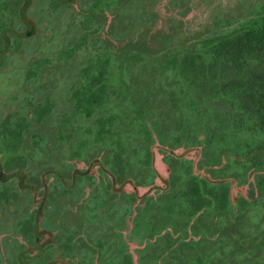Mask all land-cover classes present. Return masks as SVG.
<instances>
[{"label":"flooded vegetation","instance_id":"af4514ba","mask_svg":"<svg viewBox=\"0 0 264 264\" xmlns=\"http://www.w3.org/2000/svg\"><path fill=\"white\" fill-rule=\"evenodd\" d=\"M191 1L0 0V57L36 35L41 14L51 18L56 13L77 32L64 55L82 56L56 127L28 128L24 142L2 138L9 134L3 127L8 121L41 117L38 123L47 126L55 114L48 97L40 104L31 102L21 116L15 111L0 114V264L264 263V164L256 159L242 183L241 155L228 162L227 154L216 156L208 144L188 138L174 122V110L163 106L174 101L162 93L175 79L136 81L160 89L148 99L144 96L149 102L137 113L141 127L121 130L131 137L123 139L128 144L116 145L114 137L98 143L96 137H83L87 129L74 126L85 116L76 111L71 88L83 83L82 68H93L84 63L88 56L141 46L149 58L137 66L160 71L164 54L233 29L242 38L246 23L257 25L264 19L263 0L249 7V15L241 12L226 22L218 17L205 31L179 41L174 28L162 25L165 8L180 11L183 22ZM133 8L139 15L129 16ZM213 25L218 27L209 30ZM251 38L257 40V30ZM253 56L256 63L264 61V48L254 49ZM44 63L45 69L48 60ZM34 69H28V82ZM42 106L44 111L35 110ZM124 113L125 118L135 115ZM112 114L109 108L102 112L104 117ZM194 179L205 182L203 193L187 191ZM226 186L227 210L224 202L211 203L210 193ZM244 198L254 205L253 218L242 206Z\"/></svg>","mask_w":264,"mask_h":264},{"label":"trees","instance_id":"16d2710c","mask_svg":"<svg viewBox=\"0 0 264 264\" xmlns=\"http://www.w3.org/2000/svg\"><path fill=\"white\" fill-rule=\"evenodd\" d=\"M256 30L258 38L253 40L251 34ZM238 32L233 29L229 33L215 34L187 50L166 53L159 62L162 64L160 71L155 66L146 70L137 66L149 58L141 46L131 45L118 48L112 54L88 56L84 63L93 68H82L83 83L71 88L75 109L85 119L81 122L82 126L79 123L73 125L87 129L82 133L83 137H96L95 142L108 143L114 137L116 145L128 144L129 141L123 139L131 137L125 136L121 130L141 127L137 113L143 112V106L149 102L144 101V96L148 99L149 93L155 95L160 89L155 84L143 86L136 81L155 82L165 77L175 79L171 84L164 85L162 97L174 100L169 105L165 102L163 106L174 110L177 127L185 129L186 136L194 143L208 144L216 156L227 154L228 162H235L236 157L241 155V181L247 182L256 159L260 165L264 164V61L256 63L253 56L254 49L264 48V19L257 25L246 23L243 30L246 35L242 38ZM85 42L83 39L78 44ZM40 73L41 68H35L34 78L39 79ZM112 80L114 85L111 88ZM107 108L113 110V114L104 117L102 112H106ZM35 110L42 112L44 108ZM128 110L135 115L125 118L124 111ZM93 113L96 117L89 119ZM39 120L42 118L14 124L8 121L3 127L9 130V134L3 133L2 138L24 142V131L31 129ZM256 151L257 158L254 156ZM194 180L192 188L188 186L187 191L203 193L205 182ZM226 187L212 188L210 193L214 198L211 203L224 202L227 210L230 198L229 187ZM7 191L3 190L4 193ZM242 206L248 210V217L253 218L252 201L244 198Z\"/></svg>","mask_w":264,"mask_h":264},{"label":"rangeland","instance_id":"374dc122","mask_svg":"<svg viewBox=\"0 0 264 264\" xmlns=\"http://www.w3.org/2000/svg\"><path fill=\"white\" fill-rule=\"evenodd\" d=\"M260 2L263 0H192V9L183 22L177 16L180 11L175 8L173 11L171 5H168L165 15L163 14L162 25L174 28V34L180 41L205 31L218 17V20L226 22L227 19L234 20L241 12L243 16L249 15V7ZM39 11L42 12V8ZM129 13V16L139 15L135 8ZM216 27L218 26L213 25L209 30ZM76 33V29L69 27L68 20L58 13L51 18L41 14L37 21L36 35L25 41L18 51L0 57V114L15 111L21 116L32 107L31 102L40 104L48 97L55 103V114L47 126V123H37L42 125L33 124L32 129L44 130V127L57 126L69 87L77 78V68L81 62L82 56H66L63 52L69 42H73L72 38ZM45 60L48 63L44 69ZM31 65L41 68V73L39 79L34 78L28 82V69Z\"/></svg>","mask_w":264,"mask_h":264}]
</instances>
